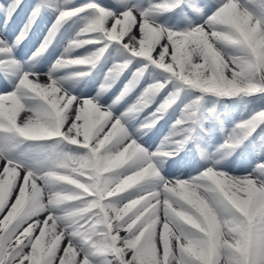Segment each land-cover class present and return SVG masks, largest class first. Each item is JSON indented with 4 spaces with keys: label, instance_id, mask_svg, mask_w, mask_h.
<instances>
[{
    "label": "snow or ice",
    "instance_id": "1",
    "mask_svg": "<svg viewBox=\"0 0 264 264\" xmlns=\"http://www.w3.org/2000/svg\"><path fill=\"white\" fill-rule=\"evenodd\" d=\"M24 6L0 3V264H264V0H33L9 36Z\"/></svg>",
    "mask_w": 264,
    "mask_h": 264
},
{
    "label": "rangeland",
    "instance_id": "2",
    "mask_svg": "<svg viewBox=\"0 0 264 264\" xmlns=\"http://www.w3.org/2000/svg\"><path fill=\"white\" fill-rule=\"evenodd\" d=\"M4 2H5V0H0V3H4ZM32 3H33V0H24L25 6L17 14L16 19L13 21L14 23L12 22L8 28L9 36L14 34L17 31V29L21 26V22L25 19L26 14L29 10V5H31ZM47 24H48V18L47 17H45L44 19H42L40 21V23L36 26L35 31L31 34V37L20 48V50H19L20 56L24 57V56L30 54V52L32 50H34V48L37 44V41H38V39L41 38V35H42L45 27L47 26ZM95 86H98V85H95ZM3 87H4L3 82L0 81V89H2ZM118 88H119V86L117 87V89H114L112 91V93L109 94L110 98H114V95L118 91ZM109 102H110V99H109ZM117 107L120 111H122L123 107H126V104H124L123 107L122 106H117ZM158 131H159V133H157V135L150 133L149 136L145 137V141L147 142L148 145H153L154 143H158L159 139L162 138V133H164L166 130L160 129Z\"/></svg>",
    "mask_w": 264,
    "mask_h": 264
},
{
    "label": "bare ground",
    "instance_id": "3",
    "mask_svg": "<svg viewBox=\"0 0 264 264\" xmlns=\"http://www.w3.org/2000/svg\"><path fill=\"white\" fill-rule=\"evenodd\" d=\"M17 17V16H16ZM14 23V22H13ZM35 35V34H34ZM43 78V77H42ZM20 116H21V118L24 116V113H21L20 114ZM166 130V129H165ZM157 133H159V131H157L155 134L157 135ZM163 134V133H162ZM158 143H159V141H158Z\"/></svg>",
    "mask_w": 264,
    "mask_h": 264
}]
</instances>
